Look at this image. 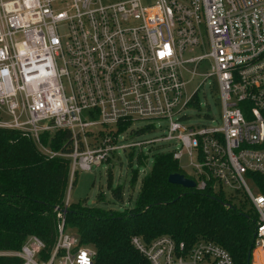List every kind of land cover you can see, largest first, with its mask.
I'll list each match as a JSON object with an SVG mask.
<instances>
[{"label": "built area", "instance_id": "obj_1", "mask_svg": "<svg viewBox=\"0 0 264 264\" xmlns=\"http://www.w3.org/2000/svg\"><path fill=\"white\" fill-rule=\"evenodd\" d=\"M194 49L203 54L190 55ZM211 59L221 124L194 127L180 114L184 75ZM137 119H158L163 133L116 143ZM24 131L48 157L69 158V177L52 246L30 234L0 257L19 264H94L95 251L65 227L78 169L89 170L116 149L164 142L177 164L184 156L194 188L241 198L255 213L254 264H264V0H0V128ZM143 127V129H142ZM129 131L152 130L145 124ZM67 130L69 153L41 141ZM94 131V132H93ZM140 132V133H142ZM93 133L91 140L87 134ZM252 185L254 191L248 186ZM129 244L145 264H234L206 240L186 245L169 235Z\"/></svg>", "mask_w": 264, "mask_h": 264}, {"label": "trees", "instance_id": "obj_2", "mask_svg": "<svg viewBox=\"0 0 264 264\" xmlns=\"http://www.w3.org/2000/svg\"><path fill=\"white\" fill-rule=\"evenodd\" d=\"M123 126L125 122L116 132ZM41 141L55 151L69 153L72 149L67 130L44 132ZM133 153L127 151L129 161ZM135 155L140 163L144 156ZM69 163L67 157L45 155L24 131L0 128V249L17 250L30 234L52 246L58 224L55 209L63 204ZM130 172L128 186L132 191L137 169ZM170 173L182 170L170 152L157 150L135 196L127 195L129 206H86L84 200L68 206L65 227L74 230L81 244L94 249V264H145L129 244L130 236L138 235L148 242L163 234L188 246L211 241L224 248L234 264H246L255 225V213L245 207L247 202L214 190L211 181L203 189L171 184L167 182ZM110 177L107 172V182ZM109 194L113 201L121 202L122 186L109 189ZM103 199L101 192L96 194L95 201ZM19 263L15 257H0V264Z\"/></svg>", "mask_w": 264, "mask_h": 264}, {"label": "rangeland", "instance_id": "obj_3", "mask_svg": "<svg viewBox=\"0 0 264 264\" xmlns=\"http://www.w3.org/2000/svg\"><path fill=\"white\" fill-rule=\"evenodd\" d=\"M109 1L115 2L119 0ZM141 1L143 3H152L154 0ZM203 53L204 50L194 49L190 55L194 56ZM211 64V59L205 57L198 62L195 68V74L187 73L184 75V79L187 80L184 85L185 96H190L193 91L195 93L193 100L180 111V114L184 115L181 119L183 124L192 125L194 127H199L201 125L218 126L221 124V104L218 99L215 80L212 76L201 74L209 71ZM145 124L152 125L153 129L144 130L142 133H136L134 135L129 134L131 129L142 127ZM159 125L162 126L163 122L158 119L134 120L130 123L129 128L118 132L116 143L122 144L131 141H145L158 137L163 133L162 128H159ZM92 137L93 133L87 134L89 140H91ZM169 146L170 145L164 142H144L139 147L134 148V153L130 158V161L127 156L128 150L116 149L113 152H110L108 154V159L102 161L98 166H91L89 170L78 169L74 175V181L69 191L70 204L82 202L84 200L86 206H102L113 209H122L129 206L127 195L131 193L132 198L135 196L141 176L151 165L152 154L157 150L166 151ZM136 153H141L144 156L140 163H137L136 161ZM177 165L182 170V173L193 175L191 168L187 165V159L185 156L179 160ZM131 169H137L136 182L132 191L128 186ZM107 172H110L111 176L109 182L106 180ZM116 185L122 186L121 202L113 201L109 194V189L114 188ZM248 186L254 191L249 182ZM99 192L103 194L104 203L95 201V196ZM245 207L249 208V205L245 204ZM72 231L74 230L72 229L71 232ZM254 252L255 251L252 248L250 252V264H254V261L257 259ZM256 262L258 263V261Z\"/></svg>", "mask_w": 264, "mask_h": 264}, {"label": "water", "instance_id": "obj_4", "mask_svg": "<svg viewBox=\"0 0 264 264\" xmlns=\"http://www.w3.org/2000/svg\"><path fill=\"white\" fill-rule=\"evenodd\" d=\"M167 182H169L171 184L180 185L181 187H184V188L194 187V181L187 178V177H184L182 173H170V174H168ZM249 256H250V252L247 253L246 264H249Z\"/></svg>", "mask_w": 264, "mask_h": 264}]
</instances>
